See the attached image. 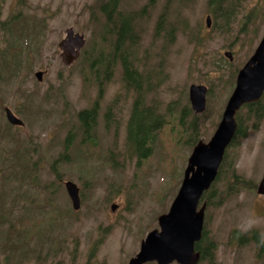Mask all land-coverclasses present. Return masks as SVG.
Wrapping results in <instances>:
<instances>
[{"label":"rangeland","instance_id":"1","mask_svg":"<svg viewBox=\"0 0 264 264\" xmlns=\"http://www.w3.org/2000/svg\"><path fill=\"white\" fill-rule=\"evenodd\" d=\"M98 2L0 0V100L25 122L20 128L13 127L21 137L18 146L9 137L0 140V264H128L146 232L158 227V215L168 212L193 151L191 141L171 134L178 113L185 106L191 108L189 86L204 84L209 89L207 109L196 115L199 140L208 142L234 89L239 68L264 36V0H245L229 32L206 26L208 0L174 1L168 11L180 29L173 42L167 41L165 32L155 35L166 0L121 2V8L128 12L142 13L146 8L137 19L140 35L138 43L130 47L131 58L136 67L151 74L147 102L158 103L165 115L174 114L157 133L150 158L144 161L131 156L127 126L135 95L124 90L122 70L117 65L110 82L103 86L102 111L94 129L97 147L90 154L79 144L77 115L98 98L95 77L103 80L98 71L91 75L86 56L93 46L109 50L100 34L104 18L97 7L90 9ZM254 12L247 30L241 31L243 16L246 22ZM13 17L18 21L23 18L20 31L28 23L26 34L16 35L3 25ZM70 27L85 35L86 44L80 57L68 66L61 58L59 43ZM199 30L203 45L194 42L197 37L193 35ZM226 50L233 53L232 62L224 56ZM4 57V64H9H3ZM37 70L45 71L41 81L35 77ZM115 98H119L118 109L113 110L106 126L104 113ZM2 105L0 102V121H6ZM171 105L177 111L169 112ZM240 113L246 120L245 107ZM193 114L187 113L184 121L187 123ZM243 125L247 127L249 122ZM69 132V157L59 159L66 152L63 141ZM247 134L229 152L238 174L258 182L264 173V121L257 129L248 127ZM34 142L41 150L35 149ZM29 147L35 171L21 181L10 173L9 166L14 156ZM110 152L114 160L108 159ZM221 177L210 189V193L215 190L212 202L225 189ZM67 180L80 187L79 210L72 207L64 184ZM113 203L118 204L115 211ZM206 215L205 226L216 245V264H264V252L256 244L238 247L237 242L229 243L236 228L264 233V197L250 190L235 191L219 205L207 206ZM13 222L18 231L8 229ZM104 230L107 234L94 252Z\"/></svg>","mask_w":264,"mask_h":264},{"label":"trees","instance_id":"2","mask_svg":"<svg viewBox=\"0 0 264 264\" xmlns=\"http://www.w3.org/2000/svg\"><path fill=\"white\" fill-rule=\"evenodd\" d=\"M124 0H99L97 5L92 6V10L97 7L98 12L104 18V24L101 28L100 34L101 38L105 44H108L109 50L106 52L104 47L96 48L93 46L92 50H89V55L86 56L87 63L89 65V70L92 76L95 75L96 71L100 75L103 74L105 81L110 80L113 76L114 68L118 63H121L123 68V80L127 89H133L137 93V97L133 102V111L128 124V134H127V145L130 153L136 155L140 160L147 159L152 151L153 146L156 141L157 132L161 127L168 125L166 121L168 117L172 116L174 113L169 115H163V113H158L156 106H146V90L151 91L152 84L151 79L147 76V80L141 77L140 72L134 66L133 61L130 59V47L138 43L139 31L136 28L137 19L142 13L145 12L146 8L143 9L142 13L137 12H128L121 8V2ZM155 0H150V4L154 3ZM174 1H178L180 4H184L187 0H166V6L164 11L160 14L156 29L155 35L158 37L161 33L165 32V38L169 42H173L177 37V32L180 27L177 23L170 20V15L168 9ZM245 0H208V11L212 14L214 18V24L212 29L222 28L231 30V26L234 20L239 16L242 11L243 3ZM96 12H94V15ZM255 12L244 22L245 18L243 16L241 22V31H246L250 22L254 19ZM200 33V31H198ZM197 33V34H198ZM199 43H202V37L197 35ZM220 61V60H219ZM222 61V59H221ZM148 81V85L147 84ZM100 95L103 92V82L100 81ZM118 100H115L110 103L109 108L114 106ZM100 107V101L97 100L92 108L82 110L78 113V119L80 122V131L83 133L84 138L83 142H92L91 135L93 130L97 125L98 111ZM246 120H244L242 114L239 112L237 114V123L238 127L236 134L229 146L236 147L239 142L244 139L247 134L248 127H259L261 122L264 120V98L257 102H252L246 104ZM171 109L176 110L177 108L174 105L170 106L169 112ZM111 110V108H110ZM177 111V110H176ZM191 112V108L185 106L176 116V126H172L171 134L175 137H185L188 141H191V144L198 141V129L199 124L197 123L198 117L193 115V118H190L186 123L184 117L187 113ZM244 122H249L247 127H244ZM108 125V124H107ZM6 137L11 138L16 142L17 146L19 145V139L21 137L14 133L13 126H11L6 121H0V140L5 139ZM71 135L68 137V143H70ZM33 145L41 147V145L36 142ZM182 145H180L181 147ZM227 149L224 159L222 161L221 167L219 169L218 177L225 180V190L223 195L218 198L223 199L226 195L239 191L241 189H252L254 190L257 186V182L243 178L237 172L234 167V162L232 159V153ZM64 154H61L60 159L63 158ZM30 155L28 154V149L18 153L11 160L9 171L15 177H19L21 173L26 174L28 168V159ZM19 165L21 171L16 168ZM215 184V183H214ZM213 184V185H214ZM215 192L213 190L205 194L207 201H210V197ZM223 196V197H222ZM209 205L214 206V203H208ZM216 206V205H215ZM18 231V226L13 222L9 228ZM108 229V228H107ZM108 230H105V234ZM256 234V232H255ZM233 237L238 239V243L243 245L246 237L238 231H234ZM255 239L257 237L255 236ZM102 241V238L99 242ZM99 242H96L93 248L95 252L96 247L99 246ZM197 249L201 252L202 259H208L210 264H215L214 252L216 245L214 240H210L207 237V232L204 234V237L200 243L197 244ZM90 257L92 255L90 254Z\"/></svg>","mask_w":264,"mask_h":264},{"label":"water","instance_id":"3","mask_svg":"<svg viewBox=\"0 0 264 264\" xmlns=\"http://www.w3.org/2000/svg\"><path fill=\"white\" fill-rule=\"evenodd\" d=\"M211 25V17L207 18ZM67 37L60 47L64 61L70 64L80 53L84 45V36L74 34L69 29ZM74 46L77 50L73 51ZM229 55V53H227ZM230 56V55H229ZM39 79L42 72H38ZM206 87L192 85L190 100L194 110L202 112L206 106ZM264 92V38L255 54L246 63L238 75L237 86L228 101L221 123L209 143L200 142L193 150L181 188L174 199L170 211L159 217L161 231H151L142 242L141 251L129 264H143L157 260L159 264H169L176 260L180 264H197L200 254L195 252V243L202 237L204 223V206L197 211V205L203 193L215 180L225 149L230 143L237 124L235 114L244 104L258 100ZM7 116L11 123L21 125L10 109ZM75 208L80 207L79 188L71 181L66 183ZM258 192L264 195V176L260 181ZM116 206L113 205V209Z\"/></svg>","mask_w":264,"mask_h":264}]
</instances>
